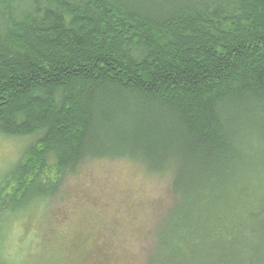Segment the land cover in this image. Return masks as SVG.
<instances>
[{
	"label": "trees",
	"instance_id": "obj_1",
	"mask_svg": "<svg viewBox=\"0 0 264 264\" xmlns=\"http://www.w3.org/2000/svg\"><path fill=\"white\" fill-rule=\"evenodd\" d=\"M0 133V217L127 157L171 171L146 264H261L264 0H0Z\"/></svg>",
	"mask_w": 264,
	"mask_h": 264
},
{
	"label": "rangeland",
	"instance_id": "obj_2",
	"mask_svg": "<svg viewBox=\"0 0 264 264\" xmlns=\"http://www.w3.org/2000/svg\"><path fill=\"white\" fill-rule=\"evenodd\" d=\"M30 143L0 133V176ZM252 155L264 158V146ZM170 180V170L147 172L127 157L87 159L65 176L55 195L3 213L0 255L9 264H146L153 232L175 200Z\"/></svg>",
	"mask_w": 264,
	"mask_h": 264
}]
</instances>
